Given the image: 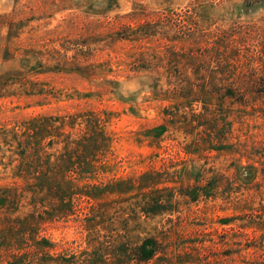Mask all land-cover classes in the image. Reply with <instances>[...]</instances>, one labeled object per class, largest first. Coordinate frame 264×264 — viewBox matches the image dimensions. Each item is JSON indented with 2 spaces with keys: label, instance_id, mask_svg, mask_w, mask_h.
I'll return each mask as SVG.
<instances>
[{
  "label": "rangeland",
  "instance_id": "1",
  "mask_svg": "<svg viewBox=\"0 0 264 264\" xmlns=\"http://www.w3.org/2000/svg\"><path fill=\"white\" fill-rule=\"evenodd\" d=\"M0 264H264V0H0Z\"/></svg>",
  "mask_w": 264,
  "mask_h": 264
},
{
  "label": "trees",
  "instance_id": "2",
  "mask_svg": "<svg viewBox=\"0 0 264 264\" xmlns=\"http://www.w3.org/2000/svg\"><path fill=\"white\" fill-rule=\"evenodd\" d=\"M155 241L152 238H145L140 245L136 247V253L138 260H148L155 252Z\"/></svg>",
  "mask_w": 264,
  "mask_h": 264
}]
</instances>
